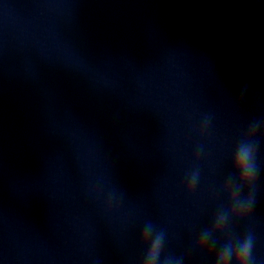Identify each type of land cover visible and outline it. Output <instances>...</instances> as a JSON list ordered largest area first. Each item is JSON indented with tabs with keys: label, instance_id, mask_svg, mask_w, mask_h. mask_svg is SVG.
I'll return each mask as SVG.
<instances>
[{
	"label": "clouds",
	"instance_id": "1",
	"mask_svg": "<svg viewBox=\"0 0 264 264\" xmlns=\"http://www.w3.org/2000/svg\"><path fill=\"white\" fill-rule=\"evenodd\" d=\"M243 95V94H242ZM210 116H205L199 128L200 135H204L210 123ZM264 126V120H256L249 124L247 131L238 141L232 155V174L224 185V192L229 197V207L217 213L211 229L203 230L195 242V248L200 253H211L217 247L216 234H224L226 226L232 219H244L252 211L251 196L242 197L244 189L254 190L258 175L257 150L259 141L257 132ZM199 158V152L197 153ZM199 180V169L191 171L186 176V192L190 195ZM111 197L108 206L112 207ZM118 207V202L116 204ZM167 233L151 221H146L142 227L140 244L145 248L141 264H183V257L167 255L161 259L164 252ZM254 237L251 232L242 239L229 237L220 244L215 254L214 264H252V250Z\"/></svg>",
	"mask_w": 264,
	"mask_h": 264
}]
</instances>
